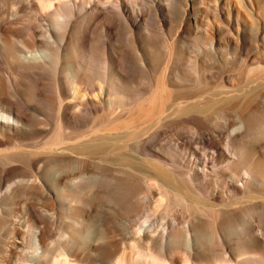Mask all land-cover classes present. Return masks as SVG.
<instances>
[{
	"label": "bare ground",
	"instance_id": "obj_1",
	"mask_svg": "<svg viewBox=\"0 0 264 264\" xmlns=\"http://www.w3.org/2000/svg\"><path fill=\"white\" fill-rule=\"evenodd\" d=\"M0 264H264V0H0Z\"/></svg>",
	"mask_w": 264,
	"mask_h": 264
}]
</instances>
